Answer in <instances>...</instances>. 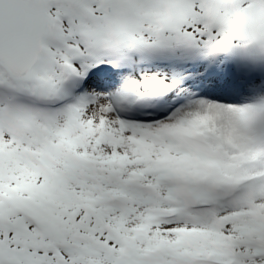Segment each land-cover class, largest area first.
Segmentation results:
<instances>
[{
	"label": "snow or ice",
	"instance_id": "6c2138e0",
	"mask_svg": "<svg viewBox=\"0 0 264 264\" xmlns=\"http://www.w3.org/2000/svg\"><path fill=\"white\" fill-rule=\"evenodd\" d=\"M0 264H264V0H0Z\"/></svg>",
	"mask_w": 264,
	"mask_h": 264
}]
</instances>
